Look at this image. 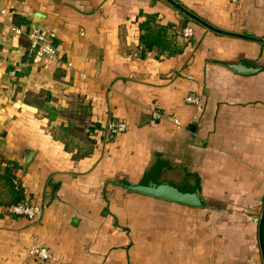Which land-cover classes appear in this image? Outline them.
Masks as SVG:
<instances>
[{"label":"crops","instance_id":"crops-1","mask_svg":"<svg viewBox=\"0 0 264 264\" xmlns=\"http://www.w3.org/2000/svg\"><path fill=\"white\" fill-rule=\"evenodd\" d=\"M172 1L220 32L168 0H0V157L43 207L30 220L0 204V264H264V43L233 35L264 38V0ZM152 14L187 19L181 51L144 50ZM21 26L54 32L64 61L34 60ZM93 123L79 159L90 144L74 128ZM150 182L199 191L201 205L126 187Z\"/></svg>","mask_w":264,"mask_h":264},{"label":"built area","instance_id":"built-area-1","mask_svg":"<svg viewBox=\"0 0 264 264\" xmlns=\"http://www.w3.org/2000/svg\"><path fill=\"white\" fill-rule=\"evenodd\" d=\"M14 31L17 35L25 34L30 40V46L28 48V53L36 61H42L45 58L52 60L55 63H62L64 61L62 48L56 39L54 32L47 30L44 27H29L26 31L24 27H15ZM182 37L187 39L192 38L193 29L184 28L182 30ZM67 65L72 66L71 62H67ZM185 101L188 104L200 106V99L195 94H188L185 96ZM155 117H160V114L156 111L154 113ZM179 125V122L176 121ZM126 121H111L107 126V131L110 133H123L129 128ZM17 184V182H16ZM9 212L15 215L25 216L30 220L37 218L43 210V207L37 203L31 202L29 200H23L19 203L13 204L8 207ZM31 250L32 255L41 259L42 261H48L51 259V252L46 247L34 246Z\"/></svg>","mask_w":264,"mask_h":264},{"label":"trees","instance_id":"trees-1","mask_svg":"<svg viewBox=\"0 0 264 264\" xmlns=\"http://www.w3.org/2000/svg\"><path fill=\"white\" fill-rule=\"evenodd\" d=\"M140 27L142 30L140 41L144 50H158L161 54L175 53L182 50V47L178 45L177 42V36H183L182 30L175 29L172 24H159L157 14L147 16V19L141 23ZM51 98L52 95L50 93L47 94L46 99L51 100ZM100 128V125L95 123L81 129L74 128L82 132H86L87 130V136H85V138L87 137V141L90 144L87 150H84L75 157L80 159V157H84L91 153L95 141L90 138V134L96 132ZM2 162H5L6 165L0 171V186L5 188L7 201L1 200L0 204L9 207L24 200V190H22L23 188L20 187V185L16 184L14 173V171L21 168V166L17 162L11 160H3L0 163Z\"/></svg>","mask_w":264,"mask_h":264},{"label":"water","instance_id":"water-1","mask_svg":"<svg viewBox=\"0 0 264 264\" xmlns=\"http://www.w3.org/2000/svg\"><path fill=\"white\" fill-rule=\"evenodd\" d=\"M169 2L173 3L176 5V7H179L175 2L172 0H168ZM181 10L185 11L188 16L192 17L193 19L197 20L201 24L207 26L208 28L220 32V30L214 28L213 26L209 25L208 23L202 21L200 18L197 16L189 13L182 7H179ZM187 24V19L183 21L182 28L184 29ZM234 36L238 37H245L248 39L256 40L259 42L264 43V38H256V37H250V36H244V35H239V34H233ZM229 68L232 70L241 73V74H251L254 72H257V69L247 67L244 64H230ZM32 158V154H28L26 158L24 159V167L26 168L30 162V159ZM127 188H130L132 191L153 196L156 198L164 199V200H169V201H174V202H179L183 203L186 205L190 206H200L201 205V199L199 197V191L198 192H185L183 190H180L179 188L173 186L172 184L170 185L169 182L165 183H155V182H150L149 184H137V185H127ZM259 235H260V245L261 246V251L263 255V260H264V207L263 211L261 214V220H260V227H259Z\"/></svg>","mask_w":264,"mask_h":264},{"label":"rangeland","instance_id":"rangeland-1","mask_svg":"<svg viewBox=\"0 0 264 264\" xmlns=\"http://www.w3.org/2000/svg\"><path fill=\"white\" fill-rule=\"evenodd\" d=\"M1 161H3V158H2V157H0V162H1Z\"/></svg>","mask_w":264,"mask_h":264}]
</instances>
